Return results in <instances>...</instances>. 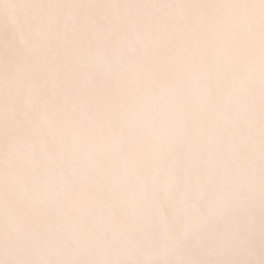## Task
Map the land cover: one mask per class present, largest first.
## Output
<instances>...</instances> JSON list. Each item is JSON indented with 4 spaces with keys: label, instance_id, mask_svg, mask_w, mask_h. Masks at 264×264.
I'll return each instance as SVG.
<instances>
[{
    "label": "snow or ice",
    "instance_id": "snow-or-ice-1",
    "mask_svg": "<svg viewBox=\"0 0 264 264\" xmlns=\"http://www.w3.org/2000/svg\"><path fill=\"white\" fill-rule=\"evenodd\" d=\"M0 264H264V0H0Z\"/></svg>",
    "mask_w": 264,
    "mask_h": 264
}]
</instances>
